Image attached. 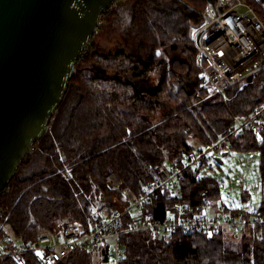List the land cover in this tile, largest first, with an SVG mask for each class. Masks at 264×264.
Listing matches in <instances>:
<instances>
[{"label": "trees", "instance_id": "obj_1", "mask_svg": "<svg viewBox=\"0 0 264 264\" xmlns=\"http://www.w3.org/2000/svg\"><path fill=\"white\" fill-rule=\"evenodd\" d=\"M255 6L256 0H244ZM208 0H118L104 12L98 34L77 64L66 98L50 130L22 163L2 195L8 223L25 244L64 220L85 222V192L98 183L107 211L123 209L121 195L106 186L115 171L132 198L147 191L163 168L181 166L200 145L228 137L223 151L257 153L264 187V142L252 132L231 134L235 118L246 119L264 105V72L252 82L227 89L228 101L208 97L196 63L193 32L203 23ZM107 36V42L105 37ZM109 41V42H108ZM70 168L72 176L66 171ZM191 167L181 181L183 199L170 188L158 192L147 214L172 215L178 204L186 215L211 206L237 226L213 236L180 231L151 235L123 231L121 264H264V197L250 213L227 207L221 182ZM250 192H243L244 203ZM252 216V217H251ZM132 216H126L124 222ZM109 243L73 252L63 264H106ZM0 264H15L0 258Z\"/></svg>", "mask_w": 264, "mask_h": 264}, {"label": "built area", "instance_id": "obj_2", "mask_svg": "<svg viewBox=\"0 0 264 264\" xmlns=\"http://www.w3.org/2000/svg\"><path fill=\"white\" fill-rule=\"evenodd\" d=\"M256 5L264 12V0H256ZM202 17L203 23L193 34L201 85L208 97H219L227 102L228 88L264 72V20L255 6L244 0L208 2ZM234 118L235 128L231 134L250 131L259 144L264 142V105L246 119ZM227 142L228 137H225L200 145L185 156L181 166L161 169L147 191L136 198H132L129 189H123L122 180L111 171L106 176V186L121 195L122 202L128 204L125 208L107 211L105 191L98 183H92L89 192H85L89 203L86 221L64 220L55 230L45 228L35 243L25 244L9 227L2 204L4 189L0 192V258H11L15 264H63L77 250H92L109 243L110 261L106 264H121L125 252L121 233L125 230L145 231L151 235L203 232L213 236L220 227H236V221L225 213L211 217L205 212L186 215L183 204H178L172 215L154 218L147 214L153 197L167 188L177 200H182L181 181L186 170L208 166ZM36 148L37 145L33 146L31 152ZM66 171L72 176L70 168ZM129 214L133 217L124 222Z\"/></svg>", "mask_w": 264, "mask_h": 264}, {"label": "water", "instance_id": "obj_3", "mask_svg": "<svg viewBox=\"0 0 264 264\" xmlns=\"http://www.w3.org/2000/svg\"><path fill=\"white\" fill-rule=\"evenodd\" d=\"M117 2L0 0V192L50 130L103 13Z\"/></svg>", "mask_w": 264, "mask_h": 264}, {"label": "rangeland", "instance_id": "obj_4", "mask_svg": "<svg viewBox=\"0 0 264 264\" xmlns=\"http://www.w3.org/2000/svg\"><path fill=\"white\" fill-rule=\"evenodd\" d=\"M105 41L107 42V36ZM199 146L200 144L197 143V147ZM224 153L227 155L223 156ZM219 159L222 160V163L218 161ZM259 160L257 153L223 151L219 153V156H216V160L204 168L203 171L206 175H212L221 182L223 190L221 202L225 206H246L247 211L251 213L254 208L261 204L264 197V187L259 174ZM246 190L250 192L251 196L249 202L244 203L242 198L243 192ZM204 214L209 217L224 215L222 211L213 210L211 206L205 210Z\"/></svg>", "mask_w": 264, "mask_h": 264}]
</instances>
